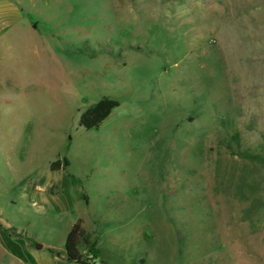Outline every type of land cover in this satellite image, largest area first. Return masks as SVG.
Wrapping results in <instances>:
<instances>
[{
    "label": "rangeland",
    "instance_id": "1",
    "mask_svg": "<svg viewBox=\"0 0 264 264\" xmlns=\"http://www.w3.org/2000/svg\"><path fill=\"white\" fill-rule=\"evenodd\" d=\"M225 112L264 154V0H0V264H79L77 218L102 264H264V169Z\"/></svg>",
    "mask_w": 264,
    "mask_h": 264
},
{
    "label": "trees",
    "instance_id": "2",
    "mask_svg": "<svg viewBox=\"0 0 264 264\" xmlns=\"http://www.w3.org/2000/svg\"><path fill=\"white\" fill-rule=\"evenodd\" d=\"M118 101L112 98L103 97L96 103L88 106L79 117V124L85 129L98 127L100 123L110 114L112 109L118 105ZM219 126V142L232 153L247 159L252 163H257L264 169V154L256 152L248 147H241L239 133L233 125V120L229 112L217 120ZM50 163V169L55 170L62 166H67L68 161L63 158ZM64 251L67 259L79 264H95L101 255L100 249L93 239V232L88 231L82 224V219L77 218L70 226L64 240ZM102 261H99L102 264Z\"/></svg>",
    "mask_w": 264,
    "mask_h": 264
},
{
    "label": "crops",
    "instance_id": "3",
    "mask_svg": "<svg viewBox=\"0 0 264 264\" xmlns=\"http://www.w3.org/2000/svg\"><path fill=\"white\" fill-rule=\"evenodd\" d=\"M64 253H65V251H64ZM63 258L67 259V257H66L65 254H64ZM67 261H68V263H74V262H72V261H69L68 259H67Z\"/></svg>",
    "mask_w": 264,
    "mask_h": 264
},
{
    "label": "built area",
    "instance_id": "4",
    "mask_svg": "<svg viewBox=\"0 0 264 264\" xmlns=\"http://www.w3.org/2000/svg\"><path fill=\"white\" fill-rule=\"evenodd\" d=\"M95 264H100V262L99 261H96Z\"/></svg>",
    "mask_w": 264,
    "mask_h": 264
}]
</instances>
